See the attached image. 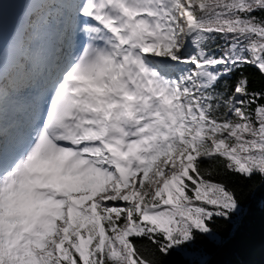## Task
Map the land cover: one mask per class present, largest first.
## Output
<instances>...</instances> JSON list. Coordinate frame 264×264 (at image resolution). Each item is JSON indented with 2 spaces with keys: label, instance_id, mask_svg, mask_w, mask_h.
<instances>
[{
  "label": "snow or ice",
  "instance_id": "snow-or-ice-1",
  "mask_svg": "<svg viewBox=\"0 0 264 264\" xmlns=\"http://www.w3.org/2000/svg\"><path fill=\"white\" fill-rule=\"evenodd\" d=\"M39 7L54 47L0 83V264H212L264 186V0Z\"/></svg>",
  "mask_w": 264,
  "mask_h": 264
},
{
  "label": "trees",
  "instance_id": "trees-1",
  "mask_svg": "<svg viewBox=\"0 0 264 264\" xmlns=\"http://www.w3.org/2000/svg\"><path fill=\"white\" fill-rule=\"evenodd\" d=\"M246 183L250 188L258 178ZM223 240L224 248L209 257L212 264H264V186L257 187L249 197L239 231L232 235L227 232Z\"/></svg>",
  "mask_w": 264,
  "mask_h": 264
},
{
  "label": "bare ground",
  "instance_id": "bare-ground-1",
  "mask_svg": "<svg viewBox=\"0 0 264 264\" xmlns=\"http://www.w3.org/2000/svg\"><path fill=\"white\" fill-rule=\"evenodd\" d=\"M31 2H34L36 0H28L27 4ZM41 1V0H40ZM44 3V2H43ZM45 9L40 8L35 14H31L29 16H26L25 18H22L21 20V24L19 26V29L21 30L22 33V37H23V32L24 34L26 33H31V27L29 24V17L31 16V18L34 20L36 15L44 12ZM22 45L20 48H18L16 51H12L10 50V48H8V51H6L3 56L0 59V64L4 61V59L8 56L7 61L5 62V64L2 66L1 70H0V83H4L6 82V78L7 76L12 72L14 66L18 63L24 62L22 61V59H25L26 62L27 59L24 57L23 55V49L25 47H31V44H29V42L27 40H22L20 42ZM33 49V48H32Z\"/></svg>",
  "mask_w": 264,
  "mask_h": 264
},
{
  "label": "water",
  "instance_id": "water-1",
  "mask_svg": "<svg viewBox=\"0 0 264 264\" xmlns=\"http://www.w3.org/2000/svg\"><path fill=\"white\" fill-rule=\"evenodd\" d=\"M28 0H12L14 7L5 19L2 34H0V59L11 44L13 35L21 22ZM233 232H231V235Z\"/></svg>",
  "mask_w": 264,
  "mask_h": 264
},
{
  "label": "rangeland",
  "instance_id": "rangeland-1",
  "mask_svg": "<svg viewBox=\"0 0 264 264\" xmlns=\"http://www.w3.org/2000/svg\"><path fill=\"white\" fill-rule=\"evenodd\" d=\"M45 11V10H44Z\"/></svg>",
  "mask_w": 264,
  "mask_h": 264
}]
</instances>
